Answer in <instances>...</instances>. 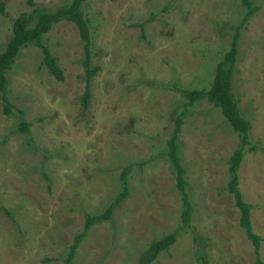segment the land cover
<instances>
[{"label":"rangeland","instance_id":"374dc122","mask_svg":"<svg viewBox=\"0 0 264 264\" xmlns=\"http://www.w3.org/2000/svg\"><path fill=\"white\" fill-rule=\"evenodd\" d=\"M66 1L0 0V51L17 14ZM250 3L255 10L239 27L232 92L254 147L244 152L237 175L257 251L226 191L237 135L217 107L195 102L178 133L191 204L184 228L180 193L160 155L183 101L171 86L208 88L245 6L240 0H84L92 63L99 67L86 109L78 101L83 44L71 22H57L42 36L62 80L40 65L41 51L31 44L5 73L13 108L4 114L0 101V206L7 211L0 209V264H64L84 214L101 212L118 194L128 162L134 164L125 198L109 219L87 229L72 264H137L152 241L172 231L174 242L149 264H254L256 257L264 263V0ZM16 108L28 135L18 128Z\"/></svg>","mask_w":264,"mask_h":264},{"label":"trees","instance_id":"16d2710c","mask_svg":"<svg viewBox=\"0 0 264 264\" xmlns=\"http://www.w3.org/2000/svg\"><path fill=\"white\" fill-rule=\"evenodd\" d=\"M84 0H68L55 7H45L32 5L28 12H20L17 14L10 26V34L0 51V101L2 102V111L4 114H10L13 108L11 101L6 95L8 71L18 55L20 49L27 45H34L41 51L40 65L56 79L62 80V71L58 66L55 58L51 55L48 48L42 41L44 33L49 31L53 24L62 20L73 23L78 31L83 44V56L81 65L83 69V91L78 99L80 107L86 109L90 100V87L92 75L99 69L97 64L92 63L93 53L91 49V35L89 30V19L84 12ZM29 3H31L29 1ZM240 4L245 6L246 12L243 14L239 25L234 27L227 50L222 54L221 58L215 63L212 79L208 88L189 89L184 87H173L182 97L183 101L181 109L175 114L173 119V128L166 140L165 149L160 155H165L171 167L175 187L180 193L181 198V225L184 228L188 225L191 213V204L185 191L184 168L180 164L178 154V133L182 124L183 117L190 110L189 108L202 99L207 100L212 106L219 109L223 118L228 122L231 128L236 132L237 142L234 149L227 159V181L226 191L231 194L233 204L239 210L238 221L246 237L253 245L254 252L257 251L259 245V236L252 231L250 224V205L246 203L238 188L237 168L240 160L246 150H252L254 147L250 144L249 129L250 124L245 119L238 108V99L232 92V81L235 72V60L237 54V41L239 38V27L254 12L255 7L251 6L250 0H240ZM167 10V6H162L160 11ZM0 11L2 12V3L0 2ZM154 16V14L152 15ZM141 27L142 23H137ZM18 114V128L28 135V122L23 119V111L16 108ZM134 162H128L121 167L119 172V180L121 189L105 206V208L95 214H84V222L82 230L75 233L68 247L66 256L63 259L64 264H72V258L81 238L85 235L87 229L94 223L110 218V213L127 194V174ZM141 165V161L137 162ZM0 209L4 210L0 206ZM7 213V211H5ZM176 231H172L164 236L152 241L138 258L137 264H149L156 256L169 245L174 242ZM254 264H264L257 257Z\"/></svg>","mask_w":264,"mask_h":264}]
</instances>
